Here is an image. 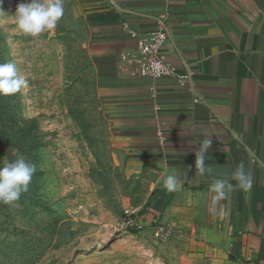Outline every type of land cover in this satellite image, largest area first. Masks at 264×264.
I'll return each instance as SVG.
<instances>
[{"label": "crops", "instance_id": "crops-1", "mask_svg": "<svg viewBox=\"0 0 264 264\" xmlns=\"http://www.w3.org/2000/svg\"><path fill=\"white\" fill-rule=\"evenodd\" d=\"M73 11L85 26L117 161L126 160L130 177L146 176L138 213L196 237L211 264H264V0H73ZM161 15L172 30L163 54L190 75L183 84L138 73L130 31L151 32ZM206 138L213 172L201 176L195 152ZM241 163L251 189L218 198L215 180ZM173 168L188 179L168 192L164 178Z\"/></svg>", "mask_w": 264, "mask_h": 264}, {"label": "rangeland", "instance_id": "rangeland-1", "mask_svg": "<svg viewBox=\"0 0 264 264\" xmlns=\"http://www.w3.org/2000/svg\"><path fill=\"white\" fill-rule=\"evenodd\" d=\"M21 2L0 0V63L14 61L28 80L0 95V164L22 154L37 170L15 204L0 203V264H211L196 237L158 236L138 213L146 176L117 161L73 0L54 30L36 36L16 25ZM129 209L141 228L125 225Z\"/></svg>", "mask_w": 264, "mask_h": 264}, {"label": "clouds", "instance_id": "clouds-1", "mask_svg": "<svg viewBox=\"0 0 264 264\" xmlns=\"http://www.w3.org/2000/svg\"><path fill=\"white\" fill-rule=\"evenodd\" d=\"M64 10V0H25L16 8L15 22L22 33L36 36L54 30L63 17ZM27 87L28 80L19 74L14 61L0 63V95H12ZM210 144L211 141L206 138L195 152V168L201 176L213 172L212 167L206 162ZM36 170V165L22 154L17 155L14 160L3 161L0 164V203L15 204L21 194L28 191ZM187 179V173L181 176L177 169H170L164 178V187L168 192H175L187 183ZM231 180H235L236 185H233ZM252 183L251 175L241 163L231 173L230 178L216 179L212 189L218 198H223L234 187L244 191L250 190Z\"/></svg>", "mask_w": 264, "mask_h": 264}, {"label": "built area", "instance_id": "built-area-1", "mask_svg": "<svg viewBox=\"0 0 264 264\" xmlns=\"http://www.w3.org/2000/svg\"><path fill=\"white\" fill-rule=\"evenodd\" d=\"M138 38V73L145 77L164 78L174 77L181 84L188 80L189 74L180 73L163 54L164 46L172 39L171 25L167 15L157 18V26L149 33L136 34ZM125 225L142 227V220L136 211L127 210L124 217ZM154 229L158 236H166L174 232L173 228L162 224H155Z\"/></svg>", "mask_w": 264, "mask_h": 264}]
</instances>
